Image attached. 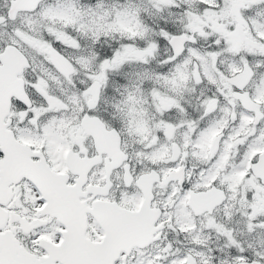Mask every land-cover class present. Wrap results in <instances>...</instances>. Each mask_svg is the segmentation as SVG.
Listing matches in <instances>:
<instances>
[{"label":"snow or ice","instance_id":"6c2138e0","mask_svg":"<svg viewBox=\"0 0 264 264\" xmlns=\"http://www.w3.org/2000/svg\"><path fill=\"white\" fill-rule=\"evenodd\" d=\"M0 264H264V0H0Z\"/></svg>","mask_w":264,"mask_h":264}]
</instances>
